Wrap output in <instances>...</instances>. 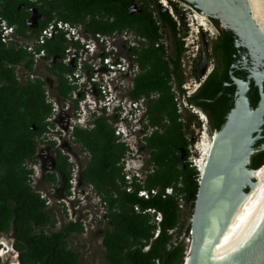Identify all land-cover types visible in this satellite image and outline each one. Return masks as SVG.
<instances>
[{
  "label": "trees",
  "instance_id": "trees-1",
  "mask_svg": "<svg viewBox=\"0 0 264 264\" xmlns=\"http://www.w3.org/2000/svg\"><path fill=\"white\" fill-rule=\"evenodd\" d=\"M135 1L0 0V19L14 25L20 36H27L29 13L26 9L34 7L45 15L40 27L32 33L35 37L49 21L55 19L71 24L83 23L91 33L120 32L130 27L149 41L142 50L132 49L145 70L135 77L130 97L138 99L142 95L148 96L151 91H160L159 98L148 106V124L144 126L154 127L162 115L168 116L171 125L162 133L154 127L144 137L141 147L148 151V157L144 159L148 168L141 181L134 177L127 183L121 174L117 162L123 156L125 147L113 142L114 139L109 141L110 151L118 153L111 157L107 149L100 155L98 179L103 180L104 184L111 181L114 185L113 190L106 189L105 193L97 191L106 201L108 209V222L100 230L101 247L108 264H180L187 245L175 235L176 230L185 226L179 200L181 198L185 204L191 199L194 205L199 172L188 160V123L178 119L175 94L169 82L170 56L166 55L163 44L156 46L162 36L157 21L161 22L163 31L167 29L175 38L176 25L166 7L158 0H142L138 5L140 11L131 13L128 8ZM41 47L46 50V58L59 56L48 69L57 76L59 95H69L71 86L64 75L73 68L62 62L66 47L62 32L47 39ZM178 49L179 59L183 50L181 44ZM33 63V57L26 49L6 46L0 39V235L11 232L20 264H82L81 253L69 246L71 235L83 231L81 223L69 221L57 231L44 232L45 226L55 225V212L45 208V199L31 186L29 171L24 165L25 160L34 154V138L46 130V117L51 113V104L46 101L44 80L19 81L16 76V66L22 65L24 69L32 70ZM214 74L209 75L206 84L209 81L212 83ZM205 86L201 88L202 92ZM219 88L218 85L216 90ZM214 94L197 93L196 96L205 98ZM96 123L102 136L109 126L107 118L99 117ZM212 126L219 130L221 120L213 122ZM79 131L76 129L75 133ZM182 150L187 154L181 156ZM61 169L64 170L62 166ZM68 176L66 174V179ZM83 177L95 180L93 176ZM49 179H53L52 174H49ZM128 185L131 188L129 191L126 190ZM167 186H173V194L164 193ZM140 188L155 192L145 198L137 194ZM135 205L139 211L134 209ZM146 208L159 212L160 221H154L153 214L142 212ZM188 232L189 225L185 227V233ZM0 264H3L1 256Z\"/></svg>",
  "mask_w": 264,
  "mask_h": 264
},
{
  "label": "water",
  "instance_id": "water-1",
  "mask_svg": "<svg viewBox=\"0 0 264 264\" xmlns=\"http://www.w3.org/2000/svg\"><path fill=\"white\" fill-rule=\"evenodd\" d=\"M179 1L220 33L226 103L180 264H264V0Z\"/></svg>",
  "mask_w": 264,
  "mask_h": 264
},
{
  "label": "flooded vegetation",
  "instance_id": "flooded-vegetation-1",
  "mask_svg": "<svg viewBox=\"0 0 264 264\" xmlns=\"http://www.w3.org/2000/svg\"><path fill=\"white\" fill-rule=\"evenodd\" d=\"M177 1L180 6H178V8L183 10L181 22H179L177 18H174L173 14L170 13L173 20H175L177 39L174 36L172 37L167 29L163 31L161 22L157 21V24L159 25V32L162 33V36L156 42V46L160 47L163 44L166 55L170 56L169 65L171 69V78L169 82L172 87V92L174 94L179 93L181 95L180 103L182 107L180 109L177 107V101L174 99L176 102L177 112L179 113L178 119L185 124L188 123L187 131L189 132L191 131L190 120L193 125L195 124L193 121L196 116L195 114H197L200 121H202V116H204L203 118L206 119V125L203 124V129L209 133H214L216 130L212 126L213 122L221 120V124L223 126L226 117V103L221 62V36L217 28L206 17L205 24L198 22L196 14L199 15L201 13L190 8L179 0ZM139 3L141 2L135 1L133 4L135 7L131 8L130 6L128 10H130L131 13L140 11L138 7ZM160 4L162 3L160 2ZM162 5L166 7V9L168 8L166 4ZM26 10L29 13L26 20L28 25L26 29L27 36H20L16 31V27L15 34L18 39L24 40V42H31L35 37L32 33L40 27V23L45 18V15L37 11L34 7H29ZM207 21L215 29V32L211 31L210 28L207 27ZM126 28L133 30L130 27ZM167 39L169 41L168 45L166 42ZM118 41L119 40L116 39L115 42ZM146 41V43L140 45L139 47H126V45H124L121 48V52L131 58L135 56L134 53H132V49L142 50V48L148 46L149 41L147 39ZM179 44H181L183 50L180 54V58L178 59ZM5 45L11 46L7 44ZM117 45L121 47L120 42L117 43ZM58 59L59 56L55 55L49 63H46L44 57L40 58L35 67H33L32 70H28V72L34 76L32 79L39 78L44 80L46 90H49V93H52L56 97L59 106L52 121H47L46 130L41 133V135L34 138L35 152L24 162L25 168L29 171L30 184L33 189L37 192H42L45 200L48 198L51 201L52 198H55L54 206L62 205V199H67V196L71 194L70 188L73 177L76 179L74 189L77 190V193L87 194L90 193V191L97 192L98 190L101 193H105L106 189L113 190L114 185L111 181L104 184L103 180L98 179L99 173L97 168L100 155H103L107 149L109 151L111 150L109 147V141L111 139H114L113 142L118 143V145H123L125 147L124 153L123 156L119 158L117 165L120 167L121 174L124 175V168L126 164L124 161L126 160V162H128L129 157L131 156L128 148L133 144L141 146L143 144L144 137L149 134L148 127H145V124H143L142 127L136 130L128 129L121 133V135H116L114 126V123L117 120L116 116L108 115L106 113V109L104 108L95 111L93 115L90 114L92 109L88 108V106L87 111H83V108H80V104L83 106V104L88 105L90 102L89 93H85V88L82 87L76 91V98H69L70 103L68 102L69 104L67 109L64 108L63 105L67 96L59 95L60 92L56 88L57 76L48 69V67H52ZM74 65L75 63L72 62L68 66L73 68ZM18 66L15 68L16 72L22 67V65H20L21 67ZM138 66L139 72L137 75L145 70L139 62ZM22 70V76L19 77L20 80H18L26 81L27 75L25 74H27V70H24V68H22ZM213 72L215 74L213 76L214 78L212 83L209 81L206 84L209 75ZM67 73H65L64 76H66ZM66 82L70 85L67 80ZM218 85L221 88L216 90ZM70 86L71 89L68 93H72V91H74V86ZM204 86L205 88L202 92L201 88ZM130 90L131 89H129L125 95L128 99L133 100L130 97ZM159 93L161 92L151 91L148 96L144 95L145 100L143 102L147 116L148 106L154 99L159 98ZM186 93H189V95L186 96ZM197 93L215 94L212 97L207 96L204 98L196 96ZM60 97H62L61 102L59 100ZM193 107H196L198 110H190ZM99 117H106L108 122L107 124L110 126V129L109 126L107 127L108 131L104 130L102 132L103 137L99 135L97 129L96 119ZM170 125L171 121L168 116L162 115L154 127L158 128L159 132L162 133ZM76 129L80 130L77 134L75 133ZM110 131H112V134H110ZM90 136H92V139ZM186 139L192 142L194 140V136H188V134H186ZM116 153L118 152L114 150H112V152L110 151L111 157H114ZM185 154H187V151L182 150L181 156H184ZM61 166L64 170L61 169ZM49 174L53 175V179H49ZM66 174L69 175L68 179H66ZM84 175L93 176L95 180L86 179L83 177ZM45 208L50 209L47 205ZM61 226L62 224L58 227L55 224L54 226H50L49 230L47 229V232H44L49 233L50 231H57ZM5 236L11 239V245L14 248V239L11 232ZM16 255V264H20L18 251H16Z\"/></svg>",
  "mask_w": 264,
  "mask_h": 264
},
{
  "label": "built area",
  "instance_id": "built-area-1",
  "mask_svg": "<svg viewBox=\"0 0 264 264\" xmlns=\"http://www.w3.org/2000/svg\"><path fill=\"white\" fill-rule=\"evenodd\" d=\"M158 1L165 4L162 0ZM60 31L65 38L66 44L65 55L62 58V62L66 65L72 62L75 63L72 71L68 72L65 76L68 83L74 86V91L67 95V99L64 101L65 103L63 102L64 108L67 109L70 103L69 98H76V91L82 87L85 88V93H89L90 102L88 105L83 104L82 106V104H80V108H83V111H87V106L95 111L104 108L108 115L116 116L117 120L114 123L116 135H121L125 130H136L142 127L143 124H148L146 109L143 102L145 100L144 95L133 100L128 99L125 95L129 89H132L134 78L139 72L136 56L129 58L128 55L121 52V48L124 45H126V47H139L143 45L147 42L145 37L136 34L133 30L128 28H124L120 32L113 31L104 34L99 32L91 33L86 30L83 23L71 24L67 21L53 19L40 30L38 35L34 37L31 42H24V40L17 38L14 25L9 24L3 18L0 19L1 41L7 45L26 49L33 57V67H35L40 58L44 57L46 63L52 60V57L46 58V50L41 47V45ZM116 39L119 41L115 42ZM119 42L121 47L117 45ZM18 67L21 66L19 65ZM20 72L21 69L16 72L18 79L22 76ZM26 72V79H32L34 77L28 70ZM187 95H189V93H186V96ZM45 96L46 101L51 104V113L46 117V121H52L58 111V101L52 93H49V90L45 91ZM174 99L177 101V107L180 109L182 107L180 103L181 95L175 93ZM152 129H154L153 126L148 127V132L150 133ZM195 159L196 158L193 157L191 163L199 172V159ZM127 168L128 163L126 162L124 178L127 183H129L133 180L134 176L126 171ZM135 176L137 181L142 180L140 172H136ZM75 183L76 179L73 177L70 188L71 194L67 196V199H62L60 208L62 211V224L69 221L80 222L83 227L82 234L100 231L108 222L106 201L95 191H90L87 195L84 193H77V190L74 189ZM126 190H131L130 185L127 186ZM154 192L155 190L153 189L147 190L145 188H140L137 194L146 198L150 193ZM39 193L41 197L45 199L43 193ZM164 193L173 194V186L165 187ZM45 202L48 207H53L55 205L51 206V201L48 198ZM183 205L184 203L180 198L179 206L182 208ZM54 208L50 209L55 212V224L58 227L61 225V220L56 216L57 213ZM134 209L139 211L137 205L134 206ZM78 210H83V212L78 213ZM142 212L153 214L154 221H160L161 219L160 213L156 212L153 208H146ZM49 227L50 226H45L44 231L47 232ZM173 231L174 230H170V232ZM155 233H158V229H156ZM188 239L189 238H187V242ZM69 246H71L70 243Z\"/></svg>",
  "mask_w": 264,
  "mask_h": 264
},
{
  "label": "rangeland",
  "instance_id": "rangeland-1",
  "mask_svg": "<svg viewBox=\"0 0 264 264\" xmlns=\"http://www.w3.org/2000/svg\"><path fill=\"white\" fill-rule=\"evenodd\" d=\"M138 2L142 1V0H136ZM165 4H167L168 8V12L172 13L174 18H177L179 20V22H181V18L183 17V10L181 8H178L179 3H177V0H162ZM177 4V5H175ZM180 7V6H179ZM197 17V16H196ZM207 27L210 28L211 31L215 32V29L210 25V23L207 21ZM167 45L169 44L168 39L166 40ZM22 68H21V72H22ZM20 72V73H21ZM46 75V73H45ZM50 77V75H49ZM121 94V93H120ZM60 102L62 101V97L59 98ZM190 110H198L196 109V107L191 108ZM195 118L193 119V121L195 122V124H192L191 121V131H186L188 134V136H194V140L192 142L189 143L188 146V150L189 153L191 154L189 157V161L191 162V160L193 159V157H195L197 160V158L199 159V165L201 168V163L202 161H204L207 156L210 154V152L206 151L205 146L206 144H208L209 142H211L212 138L214 137V133L213 132H207L205 129H203L204 125H206V119L203 118L204 116H202V121H200L198 119L197 114H195ZM186 116V115H185ZM200 121V122H199ZM202 122V123H201ZM200 126V127H198ZM137 149V153H139L140 155H137L136 157V161L138 162V164H141L142 159L144 160L146 157H148V151H146L145 147H141L140 145H136L135 147ZM201 156V157H200ZM130 167L135 166V164L133 163V159L130 160ZM124 163H126V160L124 161ZM192 164V163H191ZM126 165V164H125ZM193 165V164H192ZM194 166V165H193ZM127 171V170H126ZM125 175V173H124ZM34 186V185H33ZM54 200L55 198L51 199V206L54 205ZM192 202L193 200L189 199L187 200V203H185L183 205V207L181 208V214H183V219L185 220V226L181 229H178L175 231V235L176 237H178L179 239L182 238L184 240V242L186 243V245H188L187 242V238H189V232L188 234L185 233V227L187 225H190V218H191V214L193 211V206H192ZM55 207V208H54ZM54 207H48V208H54L56 210V216L61 220L60 224H62V211H61V205L59 206H54ZM83 212V210H78V213ZM94 232H88V233H84L82 234L80 233H74L71 235V237L69 238V243H70V247L74 248L75 250L79 251L81 253V263L82 264H108L103 257V248L101 247V237H102V232H96L95 234H93ZM4 246V248H3ZM3 248V249H2ZM0 256L1 259L3 261L4 264H16L17 263V255L15 250L13 249L12 245H11V239H9V237L5 236V235H1L0 236Z\"/></svg>",
  "mask_w": 264,
  "mask_h": 264
},
{
  "label": "clouds",
  "instance_id": "clouds-1",
  "mask_svg": "<svg viewBox=\"0 0 264 264\" xmlns=\"http://www.w3.org/2000/svg\"><path fill=\"white\" fill-rule=\"evenodd\" d=\"M94 113H95V110H92V111L90 112L91 115H93ZM125 131H126V130H125ZM135 147H136V145L133 144V145H130V147L128 148V151H130L131 156L129 157V161L127 162V163H128L127 171L130 172L134 177H136V176H135V173H136V172H140L141 177L143 178V176H144V174L146 173L148 167L145 166V164H144V160H143V159H142L141 164H138V165H137L138 162L136 161V157H137V155H140V154L137 153V149H136ZM190 155H191V154H189V156H188V160H189ZM132 159H133V163L135 164V166L130 167V166H129L130 163H131L130 160H132ZM190 159H191V157H190ZM124 169H125V168H124ZM124 173H125V171H124ZM86 195H87V194H86ZM13 249H14V248H13ZM15 252H16V251H15Z\"/></svg>",
  "mask_w": 264,
  "mask_h": 264
},
{
  "label": "bare ground",
  "instance_id": "bare-ground-1",
  "mask_svg": "<svg viewBox=\"0 0 264 264\" xmlns=\"http://www.w3.org/2000/svg\"><path fill=\"white\" fill-rule=\"evenodd\" d=\"M167 1V0H166ZM166 3V2H165ZM167 3H168V1H167ZM167 5V4H166ZM196 16H197V19H198V22L199 23H201V24H205L206 22H205V16H203L202 14H196ZM214 135H215V133H214ZM211 148H212V140H211V142H209L208 144H206V146H205V149H206V151H208V152H211ZM214 153H215V151L213 152V154H212V158H213V156H214ZM209 156H210V154L207 156V158L204 160V161H202V163H201V168H200V165H199V161H198V165H199V168H200V170L201 171H203L204 172V170H205V168H206V163H207V161H208V159H209ZM201 157V156H200ZM212 161V160H211ZM189 240V239H188ZM3 248H4V246H3ZM2 248V249H3Z\"/></svg>",
  "mask_w": 264,
  "mask_h": 264
}]
</instances>
